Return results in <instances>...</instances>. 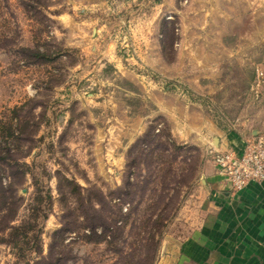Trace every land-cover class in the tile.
I'll use <instances>...</instances> for the list:
<instances>
[{
    "label": "rangeland",
    "instance_id": "374dc122",
    "mask_svg": "<svg viewBox=\"0 0 264 264\" xmlns=\"http://www.w3.org/2000/svg\"><path fill=\"white\" fill-rule=\"evenodd\" d=\"M186 116L264 134V0H0V264H128L55 232L82 188L122 185L150 128L190 148L194 201Z\"/></svg>",
    "mask_w": 264,
    "mask_h": 264
},
{
    "label": "trees",
    "instance_id": "16d2710c",
    "mask_svg": "<svg viewBox=\"0 0 264 264\" xmlns=\"http://www.w3.org/2000/svg\"><path fill=\"white\" fill-rule=\"evenodd\" d=\"M189 149L168 130L150 128L129 151L122 185L107 194L82 188L55 235L105 243L123 263L156 264L163 233L182 207L183 190L195 181Z\"/></svg>",
    "mask_w": 264,
    "mask_h": 264
},
{
    "label": "crops",
    "instance_id": "0c3cea01",
    "mask_svg": "<svg viewBox=\"0 0 264 264\" xmlns=\"http://www.w3.org/2000/svg\"><path fill=\"white\" fill-rule=\"evenodd\" d=\"M186 120L187 116L178 134L187 139L185 142L192 141L189 138L195 134V143L204 146L207 160L195 187L197 192L190 195L195 200L187 201L193 205L186 202L175 218V222L180 220L183 212L186 229L165 234L158 264H264V182L234 192L210 155L229 146L240 152L245 138L259 132L229 134L207 119H202L198 128L187 125ZM186 211L190 215H184Z\"/></svg>",
    "mask_w": 264,
    "mask_h": 264
},
{
    "label": "built area",
    "instance_id": "2783aa9c",
    "mask_svg": "<svg viewBox=\"0 0 264 264\" xmlns=\"http://www.w3.org/2000/svg\"><path fill=\"white\" fill-rule=\"evenodd\" d=\"M210 155L232 191L264 182V134L247 136L240 152L229 146L212 151Z\"/></svg>",
    "mask_w": 264,
    "mask_h": 264
}]
</instances>
